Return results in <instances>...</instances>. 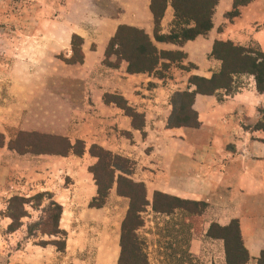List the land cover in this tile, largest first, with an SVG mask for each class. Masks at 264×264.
<instances>
[{
  "label": "crops",
  "instance_id": "0c3cea01",
  "mask_svg": "<svg viewBox=\"0 0 264 264\" xmlns=\"http://www.w3.org/2000/svg\"><path fill=\"white\" fill-rule=\"evenodd\" d=\"M151 2L133 1L119 16L95 19L83 15L78 20H63L59 28L64 44H56L50 52L70 60L72 37L77 35L83 40V60L71 64L56 59L62 75L40 81L37 104L30 103L28 87L26 91L25 86L17 85L25 82L13 77V102L6 111L0 108V114L14 116L9 125L22 132L62 137L72 146L82 143L84 151L77 154L71 150L66 156H32L1 149L0 203L7 188L33 187L38 189L36 192H51L62 211L67 210L65 202L72 195L85 196L88 216H95L103 209L89 207L98 193L92 168L99 158L91 152L98 147L131 161L133 173L127 177L145 185L150 202L159 193L206 203L208 211L214 213L207 229L212 224L227 227L236 220L250 259L246 264H258L264 252V130L255 126L264 116V92H258L255 77L235 75L236 92L232 95L225 90L213 95L197 94L193 105L197 128L174 127L170 121L176 112L175 96L196 89L190 85L191 77L211 79L221 72L223 61L213 56L216 42H231L264 54V0L241 6L239 16L232 20L228 15L235 0H218L212 29L183 44L155 40ZM174 18L169 1L160 24L162 35L170 34ZM122 25L143 30L159 51L181 52L185 58L171 65L166 78L129 73L128 62L106 55L109 42ZM45 58L52 60L48 55ZM106 60L111 64L107 65ZM23 80L29 83L30 78ZM48 83L55 87L48 89ZM34 115L39 117L37 129L29 127V117ZM119 175L126 176L117 170L115 179ZM114 199H127L118 195L116 185L110 190L106 207ZM126 210L118 227V247L113 248L112 257L117 260ZM59 224L65 230L67 225L62 220ZM206 238L220 247L218 255L206 253L203 242L192 240L191 257L208 264H226L224 240Z\"/></svg>",
  "mask_w": 264,
  "mask_h": 264
},
{
  "label": "rangeland",
  "instance_id": "374dc122",
  "mask_svg": "<svg viewBox=\"0 0 264 264\" xmlns=\"http://www.w3.org/2000/svg\"><path fill=\"white\" fill-rule=\"evenodd\" d=\"M133 1L141 0H0V108L6 111L13 102L14 96L10 95L13 77L25 82L17 85L25 86L26 91L28 87L30 103L37 104L40 81L62 75L56 59L67 60L63 54L54 57L51 52L56 44H64L59 28L63 20H78L83 15L95 19L119 16ZM190 8L196 12L198 4L192 3ZM46 55L52 60H47ZM169 73L170 70L162 75L166 78ZM27 77L29 83L23 80ZM47 86L51 89L55 84ZM173 102L176 108L181 104L176 96ZM190 117L194 121V116ZM21 118L28 117L18 119ZM29 118L32 124L29 127L37 129L38 115ZM10 121H14V116L1 112L0 150L6 148L20 155L38 156L35 153L38 150H52L55 146L64 149L61 142L51 137L40 138L38 132H22L11 127ZM28 142H33L36 148L25 150ZM36 191L33 187L7 188V195L0 203V264L118 263L112 257L113 248L118 247V227L124 208L128 210V199L110 200L95 216H88L85 196L72 195L65 202L67 210L61 211L52 206L57 202L51 192ZM15 197L30 199V203L23 207L21 202L13 201ZM186 208L192 212L186 218L181 212L170 217L157 215L151 208L143 215L144 225L137 235L149 264H208L206 260L191 257L192 240L203 242L206 253L220 252V247L206 238L209 231L206 224L214 217L208 211V204ZM59 220L67 225L65 230L57 228Z\"/></svg>",
  "mask_w": 264,
  "mask_h": 264
},
{
  "label": "trees",
  "instance_id": "16d2710c",
  "mask_svg": "<svg viewBox=\"0 0 264 264\" xmlns=\"http://www.w3.org/2000/svg\"><path fill=\"white\" fill-rule=\"evenodd\" d=\"M169 1H171L174 9L175 18L170 34L162 35L160 33V24ZM252 1L235 0L233 11L228 15V18L232 20L239 16V8L246 6ZM195 2L198 4L196 12L194 9H191L192 7L190 8V4H195ZM217 3L218 0H152L150 8L155 20V40L157 42L183 44L196 39L198 36L206 35L213 27L212 16ZM82 44V38L73 35V57L67 60L69 63H82ZM77 55L80 57L78 58ZM106 55L107 58L116 55L119 59L128 62L129 73L149 74L160 79L164 78L163 72L168 71L175 61H179L177 63H180L185 58V55L181 52L159 51L143 30L126 25L118 28L115 36L108 44ZM213 56L223 61L221 72L214 75L211 79L197 76L190 78V85L195 86L196 89L192 92L186 90L176 95V98L180 99L181 104L176 108L174 103L177 112L174 113L170 121L171 126L197 128L199 122L197 120V113L193 110L196 95H213L218 90H225L227 95L234 94L236 92L233 79L235 75H253L258 92H264V54L260 51L235 46L231 42H216ZM107 60L106 64H111ZM127 112L133 114L129 108H127ZM190 116H194V121H191ZM255 129L264 130V117L255 126ZM29 136L33 135L30 134ZM37 136L40 138H50V136H40L39 134ZM51 138L57 142H61L64 149L61 151L55 146L52 150H38L35 153L66 156L71 150H74L77 154H82L84 151L82 143L72 146L65 138L52 136ZM35 148L36 146L33 142H28L25 145V150L27 151L34 150ZM78 148H80L79 151ZM91 152L99 158L98 164L92 168L94 180L98 186V193L90 202L89 207L103 208L114 185L117 187L118 195L129 200L128 210L121 228V252L117 264H149L148 258L142 250V243L137 235L138 229L144 225L143 215L147 212L148 208H151L152 212L157 215L169 217L177 212H181L182 217L186 218L192 214L186 208L188 205L205 207V203L202 202L181 200L159 193L155 194L153 201L150 202L147 199L145 185L127 177L133 173V164L130 160L114 156L98 147L92 148ZM117 170H121L126 176L119 175L115 179ZM13 201L21 202L23 207L27 203H30V199L20 197L13 198ZM52 206L62 211V207L57 203H52ZM57 228H59V222ZM207 236L213 239L224 240L227 258L226 264H246L250 260L242 242L239 223L236 220L232 221L227 227L212 224ZM258 264H264V252H262Z\"/></svg>",
  "mask_w": 264,
  "mask_h": 264
}]
</instances>
